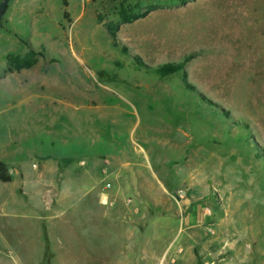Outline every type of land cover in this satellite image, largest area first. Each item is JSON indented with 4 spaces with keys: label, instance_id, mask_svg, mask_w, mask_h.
<instances>
[{
    "label": "rangeland",
    "instance_id": "1",
    "mask_svg": "<svg viewBox=\"0 0 264 264\" xmlns=\"http://www.w3.org/2000/svg\"><path fill=\"white\" fill-rule=\"evenodd\" d=\"M120 1L7 2L0 259L264 264V0H130L163 8L116 47Z\"/></svg>",
    "mask_w": 264,
    "mask_h": 264
},
{
    "label": "trees",
    "instance_id": "2",
    "mask_svg": "<svg viewBox=\"0 0 264 264\" xmlns=\"http://www.w3.org/2000/svg\"><path fill=\"white\" fill-rule=\"evenodd\" d=\"M7 2L8 0H5V2L2 3L0 7V26H2L3 15L7 7ZM64 2L67 6V0H64ZM160 8L163 7L159 4L141 5V3L139 2L135 3L130 0H121L119 3L115 4L114 15L116 17L106 23V27L110 33V36L112 37L114 45L116 47L120 46L118 33L124 25L131 24L139 19H143L147 17L151 12ZM99 19L102 20L101 17H99ZM123 48V50L127 52V48ZM42 57H44V52L36 51L34 49H30L25 55L9 54L7 57L8 71L11 73H15L21 72L25 69H31L39 63ZM135 60L136 63L140 61L139 59ZM189 60L190 59L187 58L179 63H168L158 67H152L144 64V67L149 72L159 76L160 78H167L183 73ZM0 180L4 183H9L12 181V176L9 168L7 164L2 160H0Z\"/></svg>",
    "mask_w": 264,
    "mask_h": 264
},
{
    "label": "crops",
    "instance_id": "3",
    "mask_svg": "<svg viewBox=\"0 0 264 264\" xmlns=\"http://www.w3.org/2000/svg\"><path fill=\"white\" fill-rule=\"evenodd\" d=\"M6 245L3 244L1 245L0 247H5ZM0 264H16L14 261H9V260H6V259H0Z\"/></svg>",
    "mask_w": 264,
    "mask_h": 264
}]
</instances>
